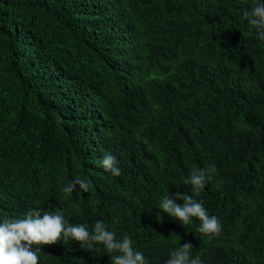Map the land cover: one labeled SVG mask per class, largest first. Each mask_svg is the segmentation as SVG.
I'll return each instance as SVG.
<instances>
[{"label":"trees","instance_id":"trees-1","mask_svg":"<svg viewBox=\"0 0 264 264\" xmlns=\"http://www.w3.org/2000/svg\"><path fill=\"white\" fill-rule=\"evenodd\" d=\"M255 3L0 0V219L38 208L90 230L102 220L147 264L185 243L201 264H264V41L242 18ZM202 169L197 196L185 181ZM75 179L89 190L65 193ZM177 192L221 233L163 213ZM39 247L40 264L117 254Z\"/></svg>","mask_w":264,"mask_h":264},{"label":"clouds","instance_id":"clouds-1","mask_svg":"<svg viewBox=\"0 0 264 264\" xmlns=\"http://www.w3.org/2000/svg\"><path fill=\"white\" fill-rule=\"evenodd\" d=\"M242 18L251 30H254L258 40L264 41V0H256L255 6L243 11ZM105 171L113 176L121 174L117 158L105 153L101 160ZM206 169L192 172L189 180L193 191L198 196L205 188L206 180L210 179ZM79 190L87 192L89 184L83 179H75L63 188L65 193ZM174 198L166 195L159 209L169 217H174L181 225H191L193 218L199 220L198 231L218 236L222 225L216 216H210L202 201L186 193H176ZM79 242L81 248L93 251L97 245L102 246L104 253H117L111 257V264H147L142 252L132 246L128 236L116 238V233L109 231L102 220H97L91 230L87 224H71L63 210L44 211L38 208L30 210L24 218L10 216L0 219V264H40L41 249L39 246L54 244L57 241ZM33 245L37 247L33 248ZM193 246L185 243L174 248L166 264H201L199 256L192 255Z\"/></svg>","mask_w":264,"mask_h":264}]
</instances>
